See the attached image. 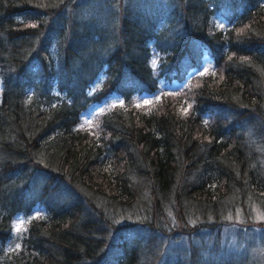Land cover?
<instances>
[{"label":"trees","instance_id":"1","mask_svg":"<svg viewBox=\"0 0 264 264\" xmlns=\"http://www.w3.org/2000/svg\"><path fill=\"white\" fill-rule=\"evenodd\" d=\"M0 83V264H201L157 213L264 210V0H0Z\"/></svg>","mask_w":264,"mask_h":264},{"label":"rangeland","instance_id":"2","mask_svg":"<svg viewBox=\"0 0 264 264\" xmlns=\"http://www.w3.org/2000/svg\"><path fill=\"white\" fill-rule=\"evenodd\" d=\"M173 86L176 87L178 85L175 83ZM1 89L2 83H0V92ZM152 99V97L144 98L143 103L148 104L152 101ZM111 104L116 105V100H113ZM106 107L102 108V106H98L97 108H94L92 112L88 114V121L92 120L99 112L104 111ZM179 203L181 205L180 208H183L182 206H184V203L182 202L181 197ZM167 213L168 211L165 213H157V215L154 216L155 222H158L166 227V231L164 233L157 234L153 232H147L148 239L152 240L151 242H154L156 245H159V248L163 247V249H168L177 245L182 251L191 248L196 249L199 254L204 257L202 248L209 246L210 240L212 238H216L220 243L219 246L221 247L218 248V251L222 255L225 254V258H227L225 248L228 250V252L231 248H234L235 253H237L230 254L229 261L227 262L228 264L251 263V260H255L254 262H256V264H264V210L263 212L256 213V216L254 217L253 221L251 220L250 223H245L243 220H240L241 217H239L240 214L238 213L236 214V217L227 219V222H222L221 225L217 224V228H214L213 230L200 229V231H197V226L195 227V225H192L193 230L190 229L184 233H182L180 230L183 226H185V223L187 225L189 222L194 224L195 221L189 218L187 219V222H182L179 214H173L174 216L170 218L168 217ZM31 217L32 216H19L16 218L13 228L15 238H17L19 234L22 233V230L28 225L29 221H31ZM151 242L149 244L152 248L153 246ZM19 243H17V245ZM105 252L103 251L102 253ZM201 256V264H209L205 261L203 262V260L206 259L202 258V260Z\"/></svg>","mask_w":264,"mask_h":264},{"label":"snow or ice","instance_id":"3","mask_svg":"<svg viewBox=\"0 0 264 264\" xmlns=\"http://www.w3.org/2000/svg\"><path fill=\"white\" fill-rule=\"evenodd\" d=\"M153 66H155V61H153Z\"/></svg>","mask_w":264,"mask_h":264},{"label":"bare ground","instance_id":"4","mask_svg":"<svg viewBox=\"0 0 264 264\" xmlns=\"http://www.w3.org/2000/svg\"><path fill=\"white\" fill-rule=\"evenodd\" d=\"M251 125V124H250Z\"/></svg>","mask_w":264,"mask_h":264}]
</instances>
